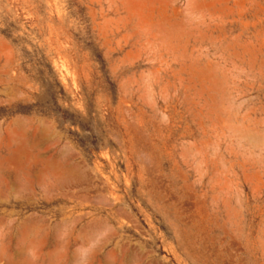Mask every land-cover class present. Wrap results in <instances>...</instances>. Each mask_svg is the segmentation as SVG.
<instances>
[{
  "label": "rangeland",
  "instance_id": "1",
  "mask_svg": "<svg viewBox=\"0 0 264 264\" xmlns=\"http://www.w3.org/2000/svg\"><path fill=\"white\" fill-rule=\"evenodd\" d=\"M0 264H264V0H0Z\"/></svg>",
  "mask_w": 264,
  "mask_h": 264
},
{
  "label": "bare ground",
  "instance_id": "2",
  "mask_svg": "<svg viewBox=\"0 0 264 264\" xmlns=\"http://www.w3.org/2000/svg\"><path fill=\"white\" fill-rule=\"evenodd\" d=\"M8 2H9V1H8ZM14 3H15V2H14ZM17 5H18V4H17ZM18 7H19V6H18ZM18 7H17V9H18ZM18 12H19V11H18ZM18 14H19V13H18ZM20 15H21V14H20ZM30 20H31V19H30ZM30 20L27 19V21H30ZM62 76H63V75H62ZM93 198H94V197H93ZM102 200H103V199H102ZM115 210H116V209H115ZM132 258H133V257H132Z\"/></svg>",
  "mask_w": 264,
  "mask_h": 264
}]
</instances>
